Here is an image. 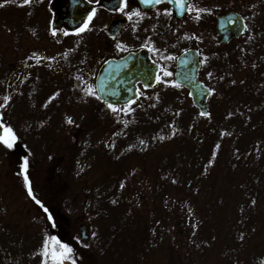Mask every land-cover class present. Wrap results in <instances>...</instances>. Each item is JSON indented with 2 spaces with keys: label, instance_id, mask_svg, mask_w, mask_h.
<instances>
[{
  "label": "rangeland",
  "instance_id": "374dc122",
  "mask_svg": "<svg viewBox=\"0 0 264 264\" xmlns=\"http://www.w3.org/2000/svg\"><path fill=\"white\" fill-rule=\"evenodd\" d=\"M245 1L237 9L248 27L223 49L234 54L223 68L234 87H212L211 104L219 110L206 117L170 115L177 106L196 110L161 97L140 105L159 113L153 119L111 109L84 115L76 101L75 115H38L51 99L48 77L44 92L31 85L27 96H34L26 99V89L17 88L7 102L11 87L0 84L2 120L29 147L27 171L38 177L41 196H48L47 221L57 225L47 234L38 220L41 210L11 178L15 151L0 144V264H41L43 241L53 236L73 249L65 264H264V96L241 83L264 72V7ZM250 105L262 114L252 115ZM22 108L32 114L12 115ZM247 127L257 132L252 150L238 145ZM119 184L120 197L106 199ZM56 196L59 204L52 203ZM80 224L87 229L89 255L77 242ZM120 226L119 235L104 229Z\"/></svg>",
  "mask_w": 264,
  "mask_h": 264
},
{
  "label": "flooded vegetation",
  "instance_id": "af4514ba",
  "mask_svg": "<svg viewBox=\"0 0 264 264\" xmlns=\"http://www.w3.org/2000/svg\"><path fill=\"white\" fill-rule=\"evenodd\" d=\"M238 2L188 0L194 7L210 9L201 13L197 20L195 13H188L187 9L181 14L175 2L169 4L163 0L159 5H144L139 0H128L125 12L139 8L145 13L142 19L133 16L129 20L123 13L114 10L121 0H100L99 4H90L88 0H30L29 3H24V0H0V84L11 87V94L8 95L11 99L15 97L17 88L24 87V98L27 99L34 96V93L27 96L31 85L41 88L40 93L44 92L45 78L48 77L53 87L49 95L51 99L49 104L40 103L43 111L38 115H75V101L83 110L80 114L108 115L110 109L107 104L102 99L86 95L83 89L87 84L96 86L105 61L119 59L125 60L126 64L121 72L127 86L124 94L129 100L124 101L131 102L128 107L133 109L124 111L125 114L157 115L153 108L140 105L157 102L160 97L163 102L192 106L185 86L180 84V87H175L163 80L157 82L155 77L162 75L163 66L173 74L163 79L176 81L179 56L193 50L199 63L197 79L212 87L213 80L205 69L207 54L213 52V55L221 56L223 49L232 47L236 40L220 44L215 21L217 16L237 11ZM245 2L251 7H264V0ZM92 8L97 11L88 29L77 33L76 28L82 25ZM169 8L172 10L170 16L164 14V10ZM76 21L78 26L71 28ZM118 42L126 45L124 50L117 49ZM143 67L144 71H141ZM224 82L227 80L218 79L217 84L227 87ZM228 87H234V81H230ZM169 91L176 94L166 95ZM211 98L208 97V104ZM176 109L182 110L178 106ZM22 110L21 114L12 115L32 114L29 108ZM172 113L191 114L181 111Z\"/></svg>",
  "mask_w": 264,
  "mask_h": 264
},
{
  "label": "snow or ice",
  "instance_id": "6c2138e0",
  "mask_svg": "<svg viewBox=\"0 0 264 264\" xmlns=\"http://www.w3.org/2000/svg\"><path fill=\"white\" fill-rule=\"evenodd\" d=\"M29 2H30V0H24V3H29ZM88 2L90 4L93 2H95L96 4H99L100 0H88ZM139 2L141 4H144V5H153V4L159 5L163 2V0H139ZM167 2L169 4H172L173 2H175V4L177 5L178 9L181 12V14H184L185 9H187L188 13L194 12L195 13L194 18L197 20L200 18L201 13L206 12V11H210V9H206V8H202V7H194L191 3H188V0H167ZM127 3H128V0H121L120 5L117 6L114 10L123 13L125 16H127V18L129 20H131L133 16H136L140 19H142L144 17L145 13L142 12L139 8H136L131 12H125V9L127 8ZM96 11H97L96 8L91 9V11L87 15V18L83 21L82 25L76 28L75 31L77 33H81L83 31H85L86 29H88L90 21L96 15ZM164 14L170 16L172 14V10L170 8L165 9ZM233 23H235V21H233ZM243 27L245 29H247L248 26H247V24H245V25H243ZM116 47L119 50H124L126 45H123L122 42H118ZM162 58H164V57H162ZM166 58L167 59H174V57H166ZM205 62H206V58H205ZM105 63H107V61H105ZM161 73H162V75L158 74L155 77L157 82H161L163 80V82L165 84H173L175 87H180V84L178 81H169V80L163 79L164 77H168V76L173 75L170 71H167L166 69H164L163 66L161 67ZM208 75H209V77H211L212 74L209 73ZM148 86H150V85H148ZM103 88H104L103 82H101L99 88H97L96 86H94L92 84H87V86L83 89V91L85 92L86 95L94 96L97 99H103V97L99 94L101 91H103ZM208 91H209V93H212L215 90L209 89ZM9 99H11V98L8 96L4 97L5 102H7ZM104 102L107 104V107L109 109H111L113 112L133 111V109L128 107V104L131 102H126V104L120 108H117L116 105H114L113 103H111L107 100H104ZM2 106L3 105H0V107H2ZM201 115H209V114L206 112H202ZM67 122L69 124L73 123L72 118L68 117ZM16 141H17V137H16L14 130L8 126L3 127V133L0 134V144H3L7 149H12L14 147V145L16 144ZM141 143H143V141H141ZM28 166H29L28 158L25 157L24 162H23L21 167L24 170V182L28 186V195L36 202V204H38L44 210L45 213H48L47 219L49 221H51L52 215H51V213H49L48 208L45 207V205L33 194L31 184H30V181H29V178L27 175ZM121 187H123V184L121 185ZM253 203H255V202L253 201ZM93 236H95V233H93ZM72 253H73V249L67 243H62L59 239H57L54 236L53 237H47L43 241L42 252H41V255L44 257L43 264H49V261H51V264H65L66 260L72 259ZM72 264H75L74 260H72Z\"/></svg>",
  "mask_w": 264,
  "mask_h": 264
},
{
  "label": "water",
  "instance_id": "95a60500",
  "mask_svg": "<svg viewBox=\"0 0 264 264\" xmlns=\"http://www.w3.org/2000/svg\"><path fill=\"white\" fill-rule=\"evenodd\" d=\"M235 21V23H233ZM243 21L240 18L239 15L235 13H228L224 16H220L217 18V31L219 34L223 36V42L225 39L229 38L230 36H237L239 35L243 30ZM194 58V60H193ZM191 58L189 54H184L181 56L179 60V75H180V81L182 83H185L189 89L191 90V96L193 97L195 105L200 109L201 113L206 112V103L205 98L207 97L208 91L206 88H199L197 84H195V78H192L190 80H187L183 73L187 72V70L190 71H196L197 63L195 57ZM191 59L193 62H191ZM179 77V76H178ZM114 86L117 84L113 81ZM118 87V86H116ZM108 101H110L113 104H119L121 103L118 100L111 99L110 96L106 97ZM0 134H2V126L0 125ZM17 150L21 155H24L25 152L22 150L21 146L17 145ZM81 233L83 234L82 237L85 238L84 235L85 229L84 227L80 228Z\"/></svg>",
  "mask_w": 264,
  "mask_h": 264
},
{
  "label": "trees",
  "instance_id": "16d2710c",
  "mask_svg": "<svg viewBox=\"0 0 264 264\" xmlns=\"http://www.w3.org/2000/svg\"><path fill=\"white\" fill-rule=\"evenodd\" d=\"M251 128H247L245 130V137H248V139H247V142L243 145L244 150H252L254 148V145L253 144L256 141L255 139H257V137L255 138V134L257 132L256 133H255V131L253 132V130Z\"/></svg>",
  "mask_w": 264,
  "mask_h": 264
}]
</instances>
